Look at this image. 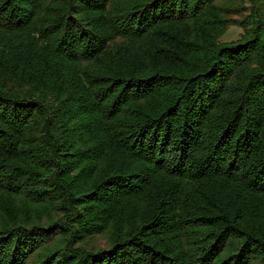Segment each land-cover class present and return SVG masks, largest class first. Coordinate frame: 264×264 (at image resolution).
Listing matches in <instances>:
<instances>
[{
  "label": "trees",
  "instance_id": "trees-1",
  "mask_svg": "<svg viewBox=\"0 0 264 264\" xmlns=\"http://www.w3.org/2000/svg\"><path fill=\"white\" fill-rule=\"evenodd\" d=\"M0 264H264V0H0Z\"/></svg>",
  "mask_w": 264,
  "mask_h": 264
},
{
  "label": "rangeland",
  "instance_id": "rangeland-1",
  "mask_svg": "<svg viewBox=\"0 0 264 264\" xmlns=\"http://www.w3.org/2000/svg\"><path fill=\"white\" fill-rule=\"evenodd\" d=\"M240 31L236 28H230L228 33L225 35V37L223 38V40H232V39H235L236 37H238ZM103 240L102 238H99L97 239L96 241L94 242H98V241H101Z\"/></svg>",
  "mask_w": 264,
  "mask_h": 264
}]
</instances>
